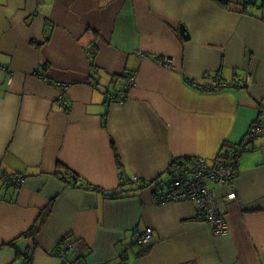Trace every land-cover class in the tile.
<instances>
[{"label":"crops","instance_id":"1","mask_svg":"<svg viewBox=\"0 0 264 264\" xmlns=\"http://www.w3.org/2000/svg\"><path fill=\"white\" fill-rule=\"evenodd\" d=\"M221 1L0 0V264H64L63 239L74 264H264V135L207 183L226 234L193 201H155L174 160L211 162L264 123V0Z\"/></svg>","mask_w":264,"mask_h":264},{"label":"built area","instance_id":"2","mask_svg":"<svg viewBox=\"0 0 264 264\" xmlns=\"http://www.w3.org/2000/svg\"><path fill=\"white\" fill-rule=\"evenodd\" d=\"M258 2L259 0H252ZM87 54L91 53V48L88 45L85 49ZM162 66H171L172 61L168 57H164L158 60ZM251 75L246 74L242 77L236 78L233 83L236 87H247L250 84ZM135 74L129 72L125 77L121 87L117 90L108 91L105 93L104 99L106 103H122L127 98V92L134 84ZM193 82V81H192ZM191 82V83H192ZM196 87L201 89L214 90L221 89L227 86V83H223L214 79L211 84L199 85L193 82ZM64 102H60L59 108L63 109ZM264 135V123H254L248 129L245 141L252 140L256 136ZM248 142L241 143L238 146L229 145V148L223 149L211 162H208L206 158H197L188 166H181V172L179 176L174 178L172 183L165 188V190L155 193L156 203L164 204L171 203V201L190 200L196 203L207 216V223L213 230L214 235L220 236L228 232V224L225 216L221 213L220 205L215 192L208 187L207 183L210 181L216 183L230 184L233 178L239 171V160L241 152L248 149ZM25 176L18 175H6L5 181L9 185L15 187L21 186L24 183ZM136 180V178H134ZM230 200V199H229ZM227 200V201H229ZM152 229L147 226L143 231H140L132 239V244H146L152 238ZM64 240V239H63ZM63 240H59L55 247V253L63 260L64 264H74L70 259L74 253L76 246L73 242L64 243Z\"/></svg>","mask_w":264,"mask_h":264},{"label":"trees","instance_id":"3","mask_svg":"<svg viewBox=\"0 0 264 264\" xmlns=\"http://www.w3.org/2000/svg\"><path fill=\"white\" fill-rule=\"evenodd\" d=\"M221 6H227V2H225V1H221V0H216ZM247 3H253V4H255L256 2L255 1H252V0H247L246 1ZM247 3H245V5L247 4ZM222 153V152H221ZM188 162H190V163H192V159H189V158H181V159H176V160H174L173 162H172V164L170 165V167H169V170H168V173H169V175H172L171 177V180H170V182L168 183V185H170V183H172L173 181V179L174 178H176L177 176H179V174H180V172H181V166H186V164L188 163ZM63 179H65V180H69V181H76L77 180V176L74 174V173H72V174H70V173H65V175H63ZM158 185H160L159 183L157 184V186ZM119 195V192H117L116 190H114V191H111V192H109V193H107L106 194V196H108V197H116V196H118ZM37 229H38V225H35V226H33L32 227V229L31 230H33V232H36L37 231ZM64 238V237H63ZM53 250H55V249H53Z\"/></svg>","mask_w":264,"mask_h":264},{"label":"water","instance_id":"4","mask_svg":"<svg viewBox=\"0 0 264 264\" xmlns=\"http://www.w3.org/2000/svg\"><path fill=\"white\" fill-rule=\"evenodd\" d=\"M179 30H180L181 35H183L184 38L188 39L189 35L187 34L185 28L182 25L180 26Z\"/></svg>","mask_w":264,"mask_h":264},{"label":"rangeland","instance_id":"5","mask_svg":"<svg viewBox=\"0 0 264 264\" xmlns=\"http://www.w3.org/2000/svg\"><path fill=\"white\" fill-rule=\"evenodd\" d=\"M261 136H263V135H261ZM226 146H229V145H226Z\"/></svg>","mask_w":264,"mask_h":264}]
</instances>
